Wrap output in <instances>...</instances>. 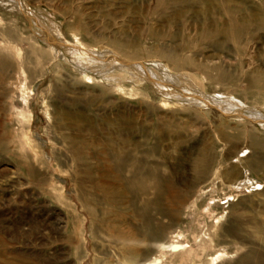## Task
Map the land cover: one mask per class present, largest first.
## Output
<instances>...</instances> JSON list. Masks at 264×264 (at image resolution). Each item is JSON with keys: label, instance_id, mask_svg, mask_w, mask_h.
Returning <instances> with one entry per match:
<instances>
[{"label": "rangeland", "instance_id": "rangeland-1", "mask_svg": "<svg viewBox=\"0 0 264 264\" xmlns=\"http://www.w3.org/2000/svg\"><path fill=\"white\" fill-rule=\"evenodd\" d=\"M155 261L264 264V0H0V264Z\"/></svg>", "mask_w": 264, "mask_h": 264}, {"label": "bare ground", "instance_id": "bare-ground-1", "mask_svg": "<svg viewBox=\"0 0 264 264\" xmlns=\"http://www.w3.org/2000/svg\"><path fill=\"white\" fill-rule=\"evenodd\" d=\"M83 47V46H82ZM97 59V58H96ZM142 187H143V185H141ZM142 187L140 188L141 190H143L142 189ZM159 190V189H158ZM159 193V192H158ZM161 213H163V211L161 212ZM156 224V223H155ZM161 224V223H160ZM161 227H159V225L156 227H154L153 229H152V232L150 233V238L152 239V241L153 240H156L159 236H160V234H161V229H160ZM176 248H177V246H176ZM153 264H158V261H155Z\"/></svg>", "mask_w": 264, "mask_h": 264}]
</instances>
